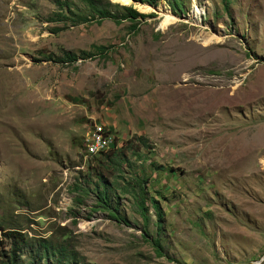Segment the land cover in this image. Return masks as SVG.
Returning <instances> with one entry per match:
<instances>
[{"label":"rangeland","instance_id":"obj_1","mask_svg":"<svg viewBox=\"0 0 264 264\" xmlns=\"http://www.w3.org/2000/svg\"><path fill=\"white\" fill-rule=\"evenodd\" d=\"M53 1L0 0L3 232L65 242L83 264H264V0H97L139 14L119 23ZM93 46L104 55L54 59ZM98 128L128 161L108 181L139 179L158 232L130 195L115 191L123 224L92 183L74 189Z\"/></svg>","mask_w":264,"mask_h":264},{"label":"trees","instance_id":"obj_2","mask_svg":"<svg viewBox=\"0 0 264 264\" xmlns=\"http://www.w3.org/2000/svg\"><path fill=\"white\" fill-rule=\"evenodd\" d=\"M84 4L92 13L97 17V23L102 19H110L114 23H119L123 19L135 20L139 14L131 6H122L118 4H112L114 9L123 12V16L112 13L110 11L101 9L97 6V0H78ZM135 2L145 3L150 6H155L158 0H134ZM53 3L60 9V14L65 15L62 10L67 11L74 18L86 21L81 15L73 14L70 12L69 7L65 4L60 3V0H55ZM66 3V2H65ZM65 5V6H64ZM64 6V7H63ZM174 15L176 13L175 6L172 5L171 9ZM93 52L80 51L77 53L63 52L59 58H54L56 62H74L77 59L85 60L92 57L94 54L104 55L105 48L103 47H92ZM53 59V58H52ZM92 160L97 159L95 166H87L84 174L77 177V184L74 189L77 192H83L82 186L88 183H92V189L95 197L96 208L103 209L107 211L109 218L119 222L126 223V220L116 213V208L112 206L114 198L117 200L115 191H119L123 194L130 195L132 199L133 206L135 207L137 214L141 218L142 222L145 224L147 222V207L149 206L153 214L156 217L155 220V231L158 232L160 225L158 221L161 219V212L159 210L158 204L154 198L147 197L146 192L141 185L139 179L133 178L132 182H127L126 186H113V181L109 182L108 177L113 176V172L121 174L123 164L128 165L126 156L121 151V148L116 149L114 142L107 151L100 152L97 155H92L89 157ZM108 168L112 169L108 175L104 171H108ZM157 169L164 171V168L157 166ZM94 179V182H92ZM85 193V192H84ZM79 197V194H77ZM80 202V201H79ZM147 203V204H146ZM0 233L3 239L10 241L7 246L0 244V264H83L78 263L74 259L71 250H68L63 243L65 242H54L50 239H33L27 238L24 234L20 233L18 230L10 229L3 232L0 226ZM33 239V240H32ZM155 246V252H160V246L156 239L152 240ZM24 256L27 260L24 261Z\"/></svg>","mask_w":264,"mask_h":264},{"label":"bare ground","instance_id":"obj_3","mask_svg":"<svg viewBox=\"0 0 264 264\" xmlns=\"http://www.w3.org/2000/svg\"><path fill=\"white\" fill-rule=\"evenodd\" d=\"M119 1L124 3V4L128 3V0H119ZM94 133H96V132H94ZM93 134L91 135V138H93ZM100 135L101 136H107V134H101L99 131V136L96 137V140L94 141L95 137L92 140V149L90 150L91 154L96 155V154H99L100 152L107 151L112 144L111 138H108V137L102 138ZM103 140H106L104 144H103ZM93 141H94V143H93Z\"/></svg>","mask_w":264,"mask_h":264},{"label":"built area","instance_id":"obj_4","mask_svg":"<svg viewBox=\"0 0 264 264\" xmlns=\"http://www.w3.org/2000/svg\"><path fill=\"white\" fill-rule=\"evenodd\" d=\"M99 130L96 132L95 136H99ZM92 140L93 138H86L83 135V142L80 143V147L83 150V156H87V158L90 157V150L92 149ZM106 140H103V144L105 143Z\"/></svg>","mask_w":264,"mask_h":264},{"label":"water","instance_id":"obj_5","mask_svg":"<svg viewBox=\"0 0 264 264\" xmlns=\"http://www.w3.org/2000/svg\"><path fill=\"white\" fill-rule=\"evenodd\" d=\"M132 2H135L134 0H131Z\"/></svg>","mask_w":264,"mask_h":264}]
</instances>
